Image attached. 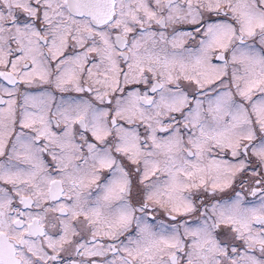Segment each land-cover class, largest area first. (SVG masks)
Here are the masks:
<instances>
[{"label":"snow or ice","instance_id":"1","mask_svg":"<svg viewBox=\"0 0 264 264\" xmlns=\"http://www.w3.org/2000/svg\"><path fill=\"white\" fill-rule=\"evenodd\" d=\"M0 264H264V0H0Z\"/></svg>","mask_w":264,"mask_h":264}]
</instances>
